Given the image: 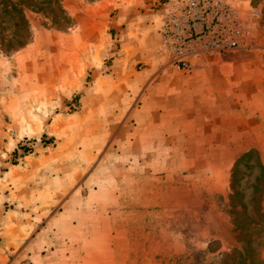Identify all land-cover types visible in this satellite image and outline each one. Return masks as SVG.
<instances>
[{"label":"rangeland","instance_id":"1","mask_svg":"<svg viewBox=\"0 0 264 264\" xmlns=\"http://www.w3.org/2000/svg\"><path fill=\"white\" fill-rule=\"evenodd\" d=\"M183 1L61 0L59 27L26 10L30 42L0 51V264H221L236 245L232 167L264 165V0H211L246 47L189 70L162 43Z\"/></svg>","mask_w":264,"mask_h":264},{"label":"trees","instance_id":"2","mask_svg":"<svg viewBox=\"0 0 264 264\" xmlns=\"http://www.w3.org/2000/svg\"><path fill=\"white\" fill-rule=\"evenodd\" d=\"M41 12L51 25L59 27L70 17L61 0H0V51L12 54L31 40V27L26 10ZM251 161V163H241ZM245 168L253 179H246ZM243 180V183H242ZM248 191H245V190ZM228 212L236 241L221 264H264L258 247L264 234V165L254 149L243 153L234 163L227 195Z\"/></svg>","mask_w":264,"mask_h":264},{"label":"built area","instance_id":"3","mask_svg":"<svg viewBox=\"0 0 264 264\" xmlns=\"http://www.w3.org/2000/svg\"><path fill=\"white\" fill-rule=\"evenodd\" d=\"M182 4L165 17L162 38L179 68L189 70L194 58L246 47L249 27L227 1L216 11L211 0H184Z\"/></svg>","mask_w":264,"mask_h":264}]
</instances>
